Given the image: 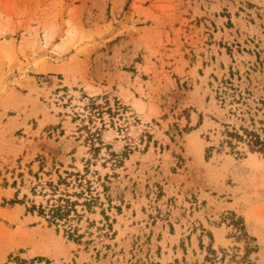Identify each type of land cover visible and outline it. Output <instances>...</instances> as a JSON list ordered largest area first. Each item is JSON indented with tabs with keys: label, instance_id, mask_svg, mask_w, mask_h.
Wrapping results in <instances>:
<instances>
[{
	"label": "rangeland",
	"instance_id": "374dc122",
	"mask_svg": "<svg viewBox=\"0 0 264 264\" xmlns=\"http://www.w3.org/2000/svg\"><path fill=\"white\" fill-rule=\"evenodd\" d=\"M0 264H264V0H0Z\"/></svg>",
	"mask_w": 264,
	"mask_h": 264
},
{
	"label": "trees",
	"instance_id": "16d2710c",
	"mask_svg": "<svg viewBox=\"0 0 264 264\" xmlns=\"http://www.w3.org/2000/svg\"><path fill=\"white\" fill-rule=\"evenodd\" d=\"M62 200V199H61ZM57 201H60V198L57 199ZM66 202V204H70L68 199L64 200ZM65 210H66V206L65 204H59L57 203L55 206L51 207L50 211V217L51 220L56 221L58 219H60L61 217H63L65 215Z\"/></svg>",
	"mask_w": 264,
	"mask_h": 264
}]
</instances>
